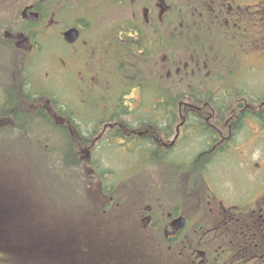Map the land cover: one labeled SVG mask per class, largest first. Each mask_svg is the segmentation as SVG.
I'll list each match as a JSON object with an SVG mask.
<instances>
[{
    "label": "flooded vegetation",
    "instance_id": "af4514ba",
    "mask_svg": "<svg viewBox=\"0 0 264 264\" xmlns=\"http://www.w3.org/2000/svg\"><path fill=\"white\" fill-rule=\"evenodd\" d=\"M88 4V13L104 6L112 23L97 41L103 19L88 26L87 39L62 41L65 48L49 56L56 35L17 36L11 53L20 62L8 87L21 108L31 98L34 116L52 119L53 149L88 168V196L96 198L99 180L98 198L122 202L100 215L116 214L119 233L130 231L135 215L180 264H264V0ZM38 101L50 113L41 115ZM117 164H133L132 191L113 179ZM125 193L132 203L125 205ZM179 218L185 226L175 233ZM196 240L206 249L188 257Z\"/></svg>",
    "mask_w": 264,
    "mask_h": 264
},
{
    "label": "trees",
    "instance_id": "16d2710c",
    "mask_svg": "<svg viewBox=\"0 0 264 264\" xmlns=\"http://www.w3.org/2000/svg\"><path fill=\"white\" fill-rule=\"evenodd\" d=\"M78 1L80 5L78 7L79 11L83 13V18H85L88 3L92 2V4H96L102 0ZM74 2L75 0H37L33 2V10L41 13L39 23L22 21L21 10L12 17L10 16L9 8H5L0 13V151L5 149L2 147L6 146L2 144L4 140L11 136L18 143H30V140L24 141V139H29L30 136L37 134L38 131L42 134H51L52 139L55 138L54 142H52L51 138H44V143L38 145L39 152L48 153L46 155L53 156L56 174H60L71 180L76 179L75 187L79 191L81 174L85 176V182L88 183V168L72 163L75 160L70 154L64 152L58 153L53 149L57 140L55 131H53L52 119L39 115L34 116L36 111L29 107V102L32 101L31 98H27L28 101L22 109L19 104L22 99L18 98L20 94L15 90L16 87H8V82H12L17 74L16 68L19 66L18 62H20L16 63L20 59V56L11 53L16 48L15 42L17 36L22 33L28 37H33V41L40 40V34L45 32L38 30V28L43 25L47 26V24H43L47 20L46 18L51 17L55 13L56 20L60 21L62 14L68 11L67 9L70 8V5L72 7L77 6ZM25 7L27 6L24 5L23 9ZM95 23L92 21L88 22L90 26H93ZM19 25L22 26L21 30L18 28ZM73 25L76 26V23ZM6 33L12 36V38L8 37ZM158 55L159 52H157ZM24 97L26 98V96ZM36 105L40 107L41 115H44L42 113H50L45 108L46 104L44 102L38 101ZM166 106L170 108L169 111L172 113L179 112L178 104L176 103ZM22 111L24 112L23 116L20 115ZM117 111L114 110V112ZM18 137L22 138V140H19ZM4 163L5 161L0 164V171L3 170ZM79 192L84 197L85 193ZM12 194L10 184L0 172V201H7ZM69 208L72 207L68 204L59 205L52 213H72L75 208H79L78 210L80 211L82 206L75 205V208H72V210ZM109 208L111 207L107 205L104 209ZM41 210L45 211L46 214L38 210L39 213L48 214V211L44 210L42 206ZM88 211V248L84 247L82 242L75 241V236L71 233L72 230L77 228L75 226L71 227L68 231V240L65 242L67 243L66 247L65 243L62 244L61 241L55 240V238H47L44 233L40 238L26 239L22 234L24 232L22 230L23 227L13 223L18 222L16 217H12L6 205L0 204V264H125L126 262H130L131 264H180L174 254H168L161 247V244L164 243L162 235L158 234V236L153 238L152 234L140 230L138 231L137 238L132 242L128 231L126 233H119L116 230V233H113L107 230L106 227L101 228L100 224L104 223L98 222L96 210L89 209ZM90 212L92 215L89 214ZM12 219L15 220L13 221ZM130 231L132 230L130 229ZM200 241L196 240L194 243L188 244V248H192V250L188 249V257H192V251L195 249H206L200 246ZM149 250H152L154 253L156 250L162 251L165 253V256L160 258L158 255L155 257V254L153 257V255L148 253ZM148 255L151 259L149 258L146 261L145 259L148 258ZM84 257H88V260L83 261L82 258Z\"/></svg>",
    "mask_w": 264,
    "mask_h": 264
},
{
    "label": "rangeland",
    "instance_id": "374dc122",
    "mask_svg": "<svg viewBox=\"0 0 264 264\" xmlns=\"http://www.w3.org/2000/svg\"><path fill=\"white\" fill-rule=\"evenodd\" d=\"M35 1L37 0H0V13H2L5 8H9L10 16H15L20 10H23L24 5L29 6ZM74 3L77 6L72 7L70 5L71 9H67L68 11L62 14L60 21L54 19V23L50 24L48 27H39L38 30L43 31L44 29L45 32L53 33L58 36L65 28L72 26V22H75L86 30L85 27H88V21L99 22L98 25L100 26V21L103 19V25L98 29V32L93 35V41H97L100 38L99 34L112 25V23L105 24L106 17L105 14H103L105 13L104 6L96 4L91 8L89 13L87 8L86 17L83 18V13H81L78 8L80 7L79 1L75 0ZM18 28L21 30L22 26L19 25ZM88 33H93L92 28L84 33L83 39L88 38ZM64 48L61 42L54 41L46 54L47 56L54 55ZM47 50L44 43L43 51ZM40 70L42 71V69ZM44 138L52 139L51 134H42L38 131L37 134L30 136L29 139H24V141L30 140V143H18L13 136L4 140L2 144L6 146H2L5 149L0 151V164L3 161H5V163L3 170L0 172L10 184V190L13 194L7 201H0V204L6 205L12 217H16L18 222L13 223L23 227L22 230L26 233L23 232L22 234L26 239L31 240L32 238H40L44 233L45 237L55 238V240L61 241L62 244H64L68 240V231L71 227L75 226L77 228L71 231L75 236V241L82 242L83 246L88 248V210H96L95 212L98 214L100 212L101 215L103 208H105L107 204L106 200L102 199L101 196L99 198L97 196V193L102 191L100 181H92V191L95 194V200L94 197L88 196V183L85 182V176L81 174V178L79 179V191L85 193L84 197H82L80 192L76 190V179L71 180L70 178H65L60 174H56L53 156L46 155L48 153L39 152L38 145L44 143ZM18 139L22 140L20 137H18ZM54 140L55 138L52 139V142H54ZM197 147V145L189 147V158H192L196 154L195 150ZM133 168V164H117L113 168L114 180H116L117 177L123 178V181L126 180L125 191L126 188L130 191L133 190V185L128 183L131 182L130 179L135 175ZM102 170L104 172L105 169L100 168L99 172H102ZM151 171L153 170L147 169L141 171L140 178H137L138 181L148 178ZM110 174L113 175L112 172H110ZM103 177L104 175L102 178ZM134 182H136V180ZM127 201L132 203L131 197L130 200H127V195L125 193V205ZM63 204H68L72 208H75V205H80L82 209L79 211V208H75L72 213L66 214L52 213L59 205ZM41 206L44 207V210L48 211L47 215H45V211L41 210ZM72 208L69 209L72 210ZM38 210L45 214L39 213ZM132 211L133 210H131L130 213ZM116 212L117 209L114 210V213ZM114 216H116V214L111 212L108 214V218L103 219L108 220L107 229L116 233L115 229H117L118 223L112 221ZM12 220L14 221L15 219ZM98 221L99 223L101 222L100 217H98ZM130 222L133 223L131 225L132 231H129L128 235L133 242L139 233L137 217L135 215H130L127 223ZM65 245L67 247V243H65ZM74 251L76 250L74 249ZM148 253L153 255V257L155 254V257L157 255L160 258L165 256L164 252H159L158 250H156L155 253L149 250ZM147 257L148 258L145 259L146 261L149 258L151 259L149 255ZM82 260L87 261L88 257H84ZM125 264L131 263L126 262Z\"/></svg>",
    "mask_w": 264,
    "mask_h": 264
},
{
    "label": "water",
    "instance_id": "95a60500",
    "mask_svg": "<svg viewBox=\"0 0 264 264\" xmlns=\"http://www.w3.org/2000/svg\"><path fill=\"white\" fill-rule=\"evenodd\" d=\"M24 17L34 22L39 19V15L31 11H26V13H24ZM63 37L68 44H73L79 39L80 32L77 28H71L63 33ZM172 226L174 227V232L177 233L179 230L184 228L185 220L183 218H179L172 224Z\"/></svg>",
    "mask_w": 264,
    "mask_h": 264
}]
</instances>
